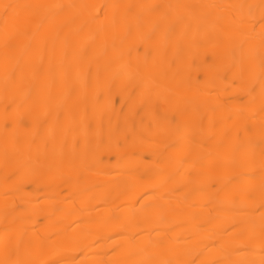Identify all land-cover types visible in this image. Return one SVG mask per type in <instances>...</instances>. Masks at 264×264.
Here are the masks:
<instances>
[{
    "label": "bare ground",
    "instance_id": "obj_1",
    "mask_svg": "<svg viewBox=\"0 0 264 264\" xmlns=\"http://www.w3.org/2000/svg\"><path fill=\"white\" fill-rule=\"evenodd\" d=\"M0 264H264V0H0Z\"/></svg>",
    "mask_w": 264,
    "mask_h": 264
}]
</instances>
